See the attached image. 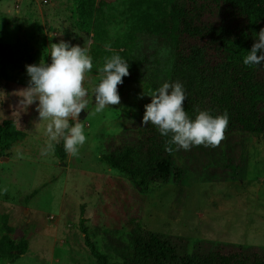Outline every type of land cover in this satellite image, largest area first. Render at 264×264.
Wrapping results in <instances>:
<instances>
[{
    "label": "rangeland",
    "instance_id": "obj_1",
    "mask_svg": "<svg viewBox=\"0 0 264 264\" xmlns=\"http://www.w3.org/2000/svg\"><path fill=\"white\" fill-rule=\"evenodd\" d=\"M38 1L20 0L15 8L12 0H0V43L28 41L49 64L51 43L88 48L94 67L85 76L89 103L80 119L86 142L77 156L66 153L63 161L53 152L45 153L47 122L39 124L35 104L24 111L19 106L17 93L27 85L0 81V120H10L25 134L7 157L0 158V237L8 236L14 243L24 240L27 245L25 253L9 264H96L78 230L81 211L89 240L109 264L121 261L106 251V235L125 241L130 221L166 244L185 239L188 254L199 241L264 248V134L242 137L243 156L241 162L235 159L239 167L234 177L227 169L221 174L216 169L191 170L173 155V165L184 167L180 178L174 181L170 176L140 191L101 162L102 143L118 133L123 117L151 100L159 88L156 76L168 66L165 51L147 39L132 44L122 38L121 0H97L106 46L111 47L117 37L122 40L119 50L110 49L122 51L130 75L118 85L120 105L96 113L92 93L99 83L101 61L90 43L108 47L71 28V0ZM50 34H55L51 40Z\"/></svg>",
    "mask_w": 264,
    "mask_h": 264
},
{
    "label": "trees",
    "instance_id": "obj_2",
    "mask_svg": "<svg viewBox=\"0 0 264 264\" xmlns=\"http://www.w3.org/2000/svg\"><path fill=\"white\" fill-rule=\"evenodd\" d=\"M121 5L123 16L119 22L125 27L122 38L132 44L138 38L147 39L167 55L168 66L156 76L157 87L178 81L185 89L184 108L190 118L194 119L196 109H200L214 117L226 112L229 122L218 147L197 146L169 154L165 151L167 138L152 125L142 127L150 100L123 117L118 133L103 141L101 162L143 192L170 176L174 181L180 178L184 167L173 165V155L189 164L191 170L216 169L221 174L227 169L234 177L239 167L235 159L242 161V137L264 134V64H243L246 51L251 50L264 28V0H121ZM100 12L97 0H71L70 26L106 46ZM121 43L117 37L110 48L119 50ZM90 46L99 55L101 66L105 57L114 53L122 56V51L101 49L93 40ZM40 60V51L28 41L0 43V81L28 86L29 80L24 79L26 66L39 64ZM24 137L10 120H0V158L7 157L12 145ZM53 155L64 160L62 140L55 144ZM84 221L81 211L78 230L89 255L96 264H109L107 256L89 240ZM130 225L125 241L106 235V251L121 264H264V248L199 241L188 254L185 239L166 244L157 234L141 230L138 222L130 221ZM26 246L24 240L14 243L8 236L0 237V264L16 260L25 253Z\"/></svg>",
    "mask_w": 264,
    "mask_h": 264
},
{
    "label": "clouds",
    "instance_id": "obj_3",
    "mask_svg": "<svg viewBox=\"0 0 264 264\" xmlns=\"http://www.w3.org/2000/svg\"><path fill=\"white\" fill-rule=\"evenodd\" d=\"M53 39L55 34H50ZM250 51L243 58L248 67L264 64V28L260 29ZM110 50V46H106ZM51 63L41 59L39 64L26 66L30 78L28 86L18 92L19 106L26 110L35 104L39 124L46 123L48 143L45 153L54 152L55 144L63 141L64 151L77 156L86 142L84 125L80 115L88 106V90L84 87L85 76L94 67L93 58L84 46L67 42L49 45ZM259 53V55H258ZM129 63L118 53L105 57L97 68L99 83L93 89L94 111L118 106L121 98L118 85L129 76ZM151 103L145 106L142 127L152 125L165 141V151H190L193 147H218L224 139L229 118L225 112L212 116L207 110L196 109L194 119L184 108L186 93L182 83L165 82L151 94Z\"/></svg>",
    "mask_w": 264,
    "mask_h": 264
},
{
    "label": "built area",
    "instance_id": "obj_4",
    "mask_svg": "<svg viewBox=\"0 0 264 264\" xmlns=\"http://www.w3.org/2000/svg\"><path fill=\"white\" fill-rule=\"evenodd\" d=\"M13 1V4H15V8L17 7V5H19L20 3V0H12ZM42 4H45L46 3V0H42L41 1Z\"/></svg>",
    "mask_w": 264,
    "mask_h": 264
},
{
    "label": "water",
    "instance_id": "obj_5",
    "mask_svg": "<svg viewBox=\"0 0 264 264\" xmlns=\"http://www.w3.org/2000/svg\"><path fill=\"white\" fill-rule=\"evenodd\" d=\"M83 117H84V112L82 111L79 119H82Z\"/></svg>",
    "mask_w": 264,
    "mask_h": 264
},
{
    "label": "crops",
    "instance_id": "obj_6",
    "mask_svg": "<svg viewBox=\"0 0 264 264\" xmlns=\"http://www.w3.org/2000/svg\"><path fill=\"white\" fill-rule=\"evenodd\" d=\"M41 1H42V0H39L38 2H40V3H41Z\"/></svg>",
    "mask_w": 264,
    "mask_h": 264
}]
</instances>
